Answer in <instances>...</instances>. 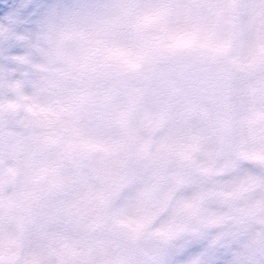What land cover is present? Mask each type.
I'll use <instances>...</instances> for the list:
<instances>
[{"label":"clouds","instance_id":"1","mask_svg":"<svg viewBox=\"0 0 264 264\" xmlns=\"http://www.w3.org/2000/svg\"><path fill=\"white\" fill-rule=\"evenodd\" d=\"M0 264H264V0H0Z\"/></svg>","mask_w":264,"mask_h":264}]
</instances>
